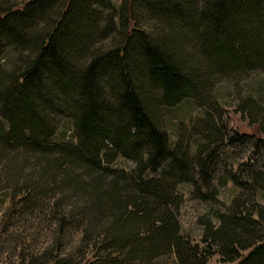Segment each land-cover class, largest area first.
Listing matches in <instances>:
<instances>
[{
	"label": "trees",
	"instance_id": "obj_1",
	"mask_svg": "<svg viewBox=\"0 0 264 264\" xmlns=\"http://www.w3.org/2000/svg\"><path fill=\"white\" fill-rule=\"evenodd\" d=\"M0 38L20 56L8 71L0 64V151L11 146L47 163L23 188L64 176L63 188L85 196L81 215L101 216L95 227L109 219L95 232L106 253L94 247L99 258L89 264L144 262L166 250L180 264H207L214 254L264 264L259 202L234 198L216 223L204 221L200 243L181 234L176 186L196 167L206 183L222 141L212 118L201 130L198 120L195 134L216 143L191 154L163 116L204 94L207 76L264 70V0H0ZM240 106L256 117L253 96ZM54 116L68 126L63 133ZM121 156L135 162L130 171L115 166ZM18 191L17 201L28 195Z\"/></svg>",
	"mask_w": 264,
	"mask_h": 264
},
{
	"label": "rangeland",
	"instance_id": "obj_2",
	"mask_svg": "<svg viewBox=\"0 0 264 264\" xmlns=\"http://www.w3.org/2000/svg\"><path fill=\"white\" fill-rule=\"evenodd\" d=\"M23 1L17 0L19 3ZM112 1L117 6L122 3V0ZM0 40V50L5 51L4 58L10 55V61L7 57L2 58L0 64L2 67L5 65L8 71L18 65L20 56L18 53L13 56L9 43ZM240 73H214L207 76L204 94L196 99L182 98L163 114L164 126L171 139L181 141L184 147L191 145V154L199 150V144L205 145V141H209L200 130L211 118L219 133L217 141H222L216 149L213 170L210 169L209 174L204 173L206 183L199 167H196L191 181L180 182L176 186L179 202L174 209L177 211L181 234L199 243L204 221L216 223L217 213L226 210L234 198L249 203L259 202L264 206V142L258 139L264 137L259 126V123L264 125V70ZM249 96L256 99L260 112L257 109L256 117L243 112L240 106ZM57 119L58 131L63 133L68 126L64 119ZM198 120L200 130H197V135L195 126ZM236 132H246L252 136L247 137L244 143L231 141ZM68 133L71 134L72 130ZM209 142L214 144L216 140ZM11 148L9 146L3 152L0 151V264H89L101 258L107 248L95 232L99 233L102 224L109 219H104L95 227L101 216L96 215L92 220L81 215L82 208L86 206L85 196L79 188H63L59 180L64 176H58L56 183L45 176L41 179L42 186L36 190L23 188L37 178L35 175L39 176L37 173L47 163L42 161L39 164L40 155ZM205 154L208 155V151H204ZM116 160L115 166L128 171L135 164L122 156ZM15 191L28 195L17 201L12 196ZM211 195L214 197L210 198ZM98 246L101 247L99 257L93 258L92 251ZM130 257L127 256L129 261H123L122 264H180L169 250L144 262L132 261ZM237 262L222 261L219 254H214L207 264Z\"/></svg>",
	"mask_w": 264,
	"mask_h": 264
}]
</instances>
